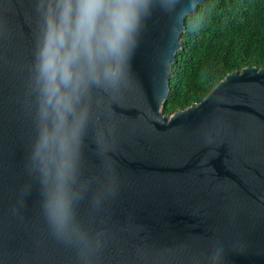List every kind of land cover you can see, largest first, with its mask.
<instances>
[{"label": "water", "instance_id": "obj_1", "mask_svg": "<svg viewBox=\"0 0 264 264\" xmlns=\"http://www.w3.org/2000/svg\"><path fill=\"white\" fill-rule=\"evenodd\" d=\"M204 0L157 6L126 87L96 97L108 150L85 138L78 220L96 264H264V66L227 73L199 102L162 114L184 19ZM33 0H0V264H79L52 234L27 161ZM113 192L115 193L113 195Z\"/></svg>", "mask_w": 264, "mask_h": 264}, {"label": "clouds", "instance_id": "obj_2", "mask_svg": "<svg viewBox=\"0 0 264 264\" xmlns=\"http://www.w3.org/2000/svg\"><path fill=\"white\" fill-rule=\"evenodd\" d=\"M36 13L28 94L34 137L27 166L40 184L53 236L75 250L79 264H96L102 244L78 220L85 199L86 136L108 150L110 127L97 121L96 97L126 87L138 37L165 0H33ZM178 0H170L174 8ZM115 193L113 192V195ZM207 257V264L219 258Z\"/></svg>", "mask_w": 264, "mask_h": 264}, {"label": "trees", "instance_id": "obj_3", "mask_svg": "<svg viewBox=\"0 0 264 264\" xmlns=\"http://www.w3.org/2000/svg\"><path fill=\"white\" fill-rule=\"evenodd\" d=\"M184 26L162 114L199 102L227 73L264 66V0H204Z\"/></svg>", "mask_w": 264, "mask_h": 264}]
</instances>
